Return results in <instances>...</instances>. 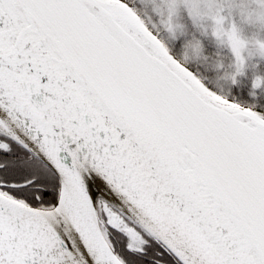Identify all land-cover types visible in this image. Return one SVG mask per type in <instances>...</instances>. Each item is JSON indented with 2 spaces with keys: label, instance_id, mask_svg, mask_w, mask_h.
Wrapping results in <instances>:
<instances>
[{
  "label": "snow or ice",
  "instance_id": "obj_1",
  "mask_svg": "<svg viewBox=\"0 0 264 264\" xmlns=\"http://www.w3.org/2000/svg\"><path fill=\"white\" fill-rule=\"evenodd\" d=\"M0 264H264V0H0Z\"/></svg>",
  "mask_w": 264,
  "mask_h": 264
}]
</instances>
